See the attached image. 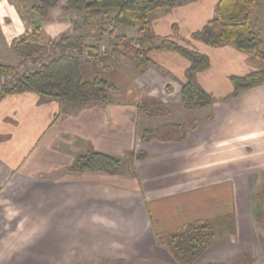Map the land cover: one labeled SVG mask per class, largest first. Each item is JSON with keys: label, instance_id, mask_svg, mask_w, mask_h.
Listing matches in <instances>:
<instances>
[{"label": "crops", "instance_id": "crops-1", "mask_svg": "<svg viewBox=\"0 0 264 264\" xmlns=\"http://www.w3.org/2000/svg\"><path fill=\"white\" fill-rule=\"evenodd\" d=\"M217 2L157 10L152 24L157 36L209 58V68L196 75L216 99L209 107L184 108L190 63L171 51L152 52L158 69L143 72L126 56L83 63L84 81L100 77L117 88L105 106L79 107L33 92L0 99V264H180L169 238L199 222H210L216 234L193 264H264V229L254 218L255 195L264 187V84L224 100L234 91L231 77L263 71L264 61L232 44L212 48L193 40L214 18ZM19 9L0 0L5 65L20 63L13 42L32 29ZM259 9L253 24L264 51V30L254 20ZM81 17L55 8L47 19H34L44 44L82 36L108 50V32L86 29ZM137 30L115 33L135 38ZM152 102L161 105L152 109L158 119L140 109ZM148 129L172 136L143 140ZM88 152L118 158L121 166L114 174L72 171Z\"/></svg>", "mask_w": 264, "mask_h": 264}, {"label": "trees", "instance_id": "trees-1", "mask_svg": "<svg viewBox=\"0 0 264 264\" xmlns=\"http://www.w3.org/2000/svg\"><path fill=\"white\" fill-rule=\"evenodd\" d=\"M18 8H23V0H13ZM37 3L26 11L47 19L51 10L62 8L64 12H75L82 16V25L88 30L97 29L99 36L107 32L102 27H112L108 32L109 49L102 50L100 39L97 44L87 45L82 36L63 35L57 40L44 44L41 26L35 19L25 17L33 31L13 42V52L20 58L16 66L0 63V99L17 94L33 92L42 99L68 102L79 107L105 106L110 102V94L117 88L96 77L86 82L81 75L85 62L98 59L107 64L112 59L130 57L138 71L143 72L157 64L150 58L152 52L171 51L179 53L190 62L186 71L187 81L182 88V105L185 109H202L214 103V96L204 91L196 80L199 71L209 68L207 56L179 45L177 42L160 38L153 31L152 23L157 10H172L186 2L196 0H36ZM264 5V0H218L214 18L193 39L212 48L234 45L240 52L253 55L254 60L264 61L263 41L253 24V11ZM115 12L114 16L110 14ZM77 22H75V25ZM138 26L137 37L128 38L115 33L117 28ZM100 28V29H99ZM85 55L89 59L85 60ZM28 62L36 64L31 70ZM107 67V66H105ZM12 75L10 80L3 78ZM234 91L228 98H235L241 92L264 84V70L245 77H231ZM159 103H146L141 111H154ZM154 109V110H152ZM147 111V112H148ZM159 130H148L142 134L143 140L158 137ZM167 136V135H166ZM121 160L103 153L88 152L76 160L72 171H99L114 174L119 170ZM264 189V187H262ZM264 191V190H263ZM255 217L264 229V192L255 195ZM215 228L210 222H199L183 232L169 238V247L180 264H193L215 239Z\"/></svg>", "mask_w": 264, "mask_h": 264}, {"label": "rangeland", "instance_id": "rangeland-1", "mask_svg": "<svg viewBox=\"0 0 264 264\" xmlns=\"http://www.w3.org/2000/svg\"><path fill=\"white\" fill-rule=\"evenodd\" d=\"M11 1H13V0H11ZM199 1V0H198ZM198 1H190V2H186V4L187 3H189L188 5H187V7H190V6H193V5H196L197 6V2ZM205 2V1H204ZM13 3L14 4H16L14 1H13ZM191 3H195V4H191ZM185 3L183 4V6L184 5H186ZM182 6V5H181ZM181 6H178V7H176V8H179V7H181ZM262 6V8H264V5H261ZM193 7H195V6H193ZM27 9H29L28 7H26V6H24L23 8H20L19 10H20V12H21V15H22V17H23V20L25 19V17H27V18H31V19H34V15H32V14H30L29 12H27L26 10ZM175 9V8H174ZM261 9H259V10H256L255 12H254V14H255V21L256 20H258L259 21V23H258V21L256 22V25H257V27H259L258 29H261V30H264V22H262L261 20H263L262 18H261V15H263L264 14V11L263 12H261L260 11ZM171 11H173V9L171 10ZM254 21V22H255ZM24 22H25V24H26V26H27V28L29 27V29H30V26H28L27 25V23H26V21L24 20ZM153 24V23H152ZM100 29V28H99ZM102 30H104V31H106V32H110L111 30H113L112 29V27L111 28H109L108 26H106V27H102L101 28ZM33 31V29H31V32ZM174 32H175V34H179V29H178V27L177 28H175V30H173ZM132 31H131V29H130V31H129V34L131 33ZM194 35V34H193ZM160 38H162V37H160ZM192 38H193V36H192ZM164 39V38H163ZM194 40V39H193ZM182 41H183V39H182ZM178 43V42H177ZM179 44V43H178ZM179 45H181V44H179ZM181 46H183V45H181ZM183 47H186V46H183ZM191 50V49H190ZM106 51V50H105ZM158 52V51H157ZM103 53H104V51H103ZM2 56H5V54H4V51L2 52ZM127 57V56H126ZM251 57H252V60H254V58H253V55H251ZM1 58V57H0ZM119 58V57H118ZM84 59L86 60V59H89V57H88V55H85V57H84ZM116 59V58H115ZM186 59V58H185ZM94 60H97V61H99L98 59H94ZM113 60V59H112ZM190 63V62H189ZM7 64H14V60L13 61H7ZM35 66H37L36 64H33V62H28V69H32V68H34ZM152 68H155V69H158L157 67H152ZM147 70V69H146ZM185 75H186V72H185ZM12 77V75H8V76H6L5 78H3V82H5L6 80H8L9 78H11ZM216 101V99L214 98V102ZM156 111H152L151 112V114H149V116H153L152 118H159V115H158V113H155ZM154 116H156V117H154ZM157 123H160V121L158 120L157 121ZM151 124H154V122H152ZM149 130V129H148ZM145 131H147V130H145ZM145 131H143V133L145 132ZM142 133V134H143ZM163 135L162 136H168V137H170V136H172V134H167L168 132H161ZM161 133L159 132V134L158 135H161ZM138 154H142V151H140ZM264 189L262 188V187H259V189H258V191L259 192H264L263 191ZM255 206H258L257 205V203L255 202ZM254 218L256 219V217H255V214H254ZM261 227V226H260Z\"/></svg>", "mask_w": 264, "mask_h": 264}]
</instances>
